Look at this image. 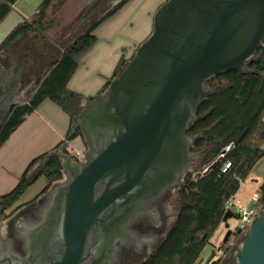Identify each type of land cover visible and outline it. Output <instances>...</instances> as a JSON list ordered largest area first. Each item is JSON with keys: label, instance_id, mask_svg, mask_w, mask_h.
Segmentation results:
<instances>
[{"label": "water", "instance_id": "95a60500", "mask_svg": "<svg viewBox=\"0 0 264 264\" xmlns=\"http://www.w3.org/2000/svg\"><path fill=\"white\" fill-rule=\"evenodd\" d=\"M263 43L264 0H167L157 9L149 38L73 120L71 134L78 129L87 146L80 171H73L75 156L59 150L49 154L72 171L62 201L68 248H83L92 227L105 239L129 237L124 225L145 200L180 185L201 155L188 154L195 138L185 135L211 91L204 83L235 69L247 74ZM82 254L67 249L58 264H79ZM218 254L220 248L204 264H215ZM235 258L236 264H264V210ZM101 260L102 255L94 264Z\"/></svg>", "mask_w": 264, "mask_h": 264}, {"label": "trees", "instance_id": "16d2710c", "mask_svg": "<svg viewBox=\"0 0 264 264\" xmlns=\"http://www.w3.org/2000/svg\"><path fill=\"white\" fill-rule=\"evenodd\" d=\"M17 1L0 0V24ZM128 1L122 0L109 9L63 49L59 58L40 78L26 103L14 107L8 114L0 128V147L44 101L57 105L70 118L72 127L73 120L83 111V103L92 101L107 89L127 62L124 54L112 76L95 96L84 97L69 90L67 85L79 61L97 42L94 31ZM49 6V0H42L36 12L13 28L0 43V53L26 35L44 34ZM257 55L258 59L248 66L247 74L242 69H235L204 83L211 91L207 92L206 99L197 110L195 122L187 130V136L195 138L190 152L201 153L194 172L199 168L206 169L216 160L219 162L205 176L197 178L195 173L189 172L186 178L188 188L179 193L181 205L173 226L160 247L140 264H199L204 249L226 214L228 203L238 192L240 184L264 158V43ZM79 136L81 133L76 129L64 142ZM231 145V150L222 154ZM56 149H60V145ZM61 150L65 151L64 148ZM50 153L32 159L13 189L0 196V220L37 179L42 177L51 183L61 178V162L56 156H49ZM225 162L230 163V168L222 173ZM32 170L34 175L30 176ZM262 204L264 190L258 199V205Z\"/></svg>", "mask_w": 264, "mask_h": 264}, {"label": "flooded vegetation", "instance_id": "af4514ba", "mask_svg": "<svg viewBox=\"0 0 264 264\" xmlns=\"http://www.w3.org/2000/svg\"><path fill=\"white\" fill-rule=\"evenodd\" d=\"M121 1L115 4L114 0H98L91 4L94 8L91 16L111 9ZM10 49V53L0 55V128L11 110L19 106L15 105L16 101L30 77L37 74L45 60L55 56L43 39L29 35L20 38ZM185 136L189 139L187 131ZM80 137L85 149L71 159L76 164L73 166L75 172H79L86 161L87 146ZM188 175L189 168L179 186L167 188L145 200L144 208L124 225L129 237L120 235L115 239L113 236L105 239L96 227H92L83 248H68L63 234L62 201L71 183L72 171L67 172L61 165L59 180L46 183L30 200L20 204L16 202L0 220V264H58L67 249L83 251L79 264H94L101 255L102 264H140L160 247L173 226L181 205L179 193L188 188ZM242 235V232L235 234L234 238ZM219 248L215 264H236L234 252L237 244L225 243Z\"/></svg>", "mask_w": 264, "mask_h": 264}, {"label": "crops", "instance_id": "0c3cea01", "mask_svg": "<svg viewBox=\"0 0 264 264\" xmlns=\"http://www.w3.org/2000/svg\"><path fill=\"white\" fill-rule=\"evenodd\" d=\"M40 2L41 0H18L13 5L12 11L0 24V43L13 28L36 12ZM145 3V0H129L94 31L97 42L79 61L67 85L69 90L84 97L95 96L112 76L121 56L124 54L128 60L135 47L150 36L157 7L143 10L139 14V8ZM130 43H134L132 47H129ZM86 104L85 101L83 105ZM71 135L70 118L51 101L41 103L0 147V196L13 189L32 159L61 148L74 156L82 153L85 147L80 136L64 142ZM57 145H60V149L55 150ZM262 148L264 150V145ZM253 171L264 179V158ZM39 181L38 190L47 183L42 177ZM33 194L36 195L35 192H32V196ZM29 198L23 202L30 200ZM232 204L233 199L230 201L233 207ZM200 262L199 264H203L204 259Z\"/></svg>", "mask_w": 264, "mask_h": 264}, {"label": "rangeland", "instance_id": "374dc122", "mask_svg": "<svg viewBox=\"0 0 264 264\" xmlns=\"http://www.w3.org/2000/svg\"><path fill=\"white\" fill-rule=\"evenodd\" d=\"M96 1L98 0H49L50 6L47 12V19H46L48 23L44 24V28H45L44 34L29 35V36L35 39L36 38L43 39V41L46 44V47L54 51L56 55L53 58H48L47 60H45L43 64H41L40 70H38L37 74H33L30 77V80L22 88L20 97L16 101L15 105H22L26 103L29 96L35 90L40 78L49 69L51 64L59 58L63 49H65L67 46L72 44L79 36H81L86 31V29L89 27V25L92 22L101 18L110 9V8L104 9L102 11L97 12L94 16H91V13L94 10V8L91 7V4L95 3ZM166 1L167 0H145L146 2L145 5L139 8L140 11L139 14H141L143 10H148L155 6L158 9ZM148 38L149 36L146 39ZM127 42L130 41L127 40ZM133 44L134 43H130L129 47H132ZM138 47L139 46L135 47V50L131 53L129 59L132 58ZM10 51L11 49L8 48L2 54L10 53ZM193 163L194 164L189 168V172L193 174L195 173V176L197 173L202 174L203 173L202 171L205 168L203 170L199 168L197 172H194L195 168H197L198 166L197 159H194ZM32 175H34V170H32L30 173V176ZM263 183H264L263 178L257 176L253 171L245 179V181H243L240 184V188L233 198V204H232L233 207L232 206L227 207L226 214L221 224L214 232L209 242V245L204 249L200 261H202V259L206 260V258L210 255V253L213 250L218 249L220 246L224 245L225 243L226 245L237 244V248L234 252L235 255L237 254V252L240 249L242 240L245 236V234L242 233L243 234L242 236L234 238L236 229L241 226V223L239 222V218L237 217L238 211L241 210L242 212L253 208L254 203L251 202L250 198L253 195L259 196L261 192L260 188L262 187ZM39 184L40 181L39 179H37V181H35L31 186L27 188V190L19 198L17 203L19 204L23 203V201H25L29 197H30L29 199H31V197L33 198L35 194H33L32 196V192H35L37 194L41 190V189L39 190L37 189ZM263 210H264V204H262V211ZM229 231H231L232 234L229 236L227 241L224 242L225 236Z\"/></svg>", "mask_w": 264, "mask_h": 264}, {"label": "built area", "instance_id": "2783aa9c", "mask_svg": "<svg viewBox=\"0 0 264 264\" xmlns=\"http://www.w3.org/2000/svg\"><path fill=\"white\" fill-rule=\"evenodd\" d=\"M228 149V148H227ZM80 153H77V156L80 155ZM230 168V163L225 162L221 168V172L224 173ZM205 171V170H204ZM203 171V172H204ZM258 195L251 196L250 200L254 203L253 208L247 210V211H238L237 217L239 218V222L241 223V226L239 227L242 233H246L248 228L250 227L251 223L255 220V218L261 213L262 207L258 205ZM231 206L230 203H228L227 207Z\"/></svg>", "mask_w": 264, "mask_h": 264}]
</instances>
